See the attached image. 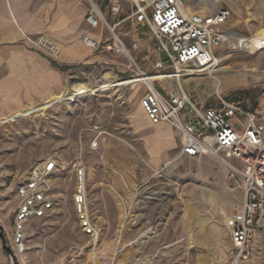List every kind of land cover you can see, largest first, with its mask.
<instances>
[{
  "label": "rangeland",
  "instance_id": "374dc122",
  "mask_svg": "<svg viewBox=\"0 0 264 264\" xmlns=\"http://www.w3.org/2000/svg\"><path fill=\"white\" fill-rule=\"evenodd\" d=\"M95 1L111 24L129 12L126 5L120 16L113 17L108 7L115 0ZM198 1L187 4L198 10L212 8ZM221 5L231 10L224 30L264 35V0H219L216 6ZM115 33L126 46L139 43L132 55L143 71L158 72L157 61L164 55L147 27L128 18ZM105 39L110 33L104 28L101 45ZM91 51L86 62L70 66L65 88L57 97L25 106L18 112L21 117L11 113L1 118L5 122L0 123V224L7 243L17 185L38 163L47 158L56 162L51 180L54 210L32 221L27 249L18 264H100L110 261L120 248L128 259L135 250L141 256L163 249L170 253H157V263L188 264L199 258V264H229V230L239 216L242 192L230 190L226 168L211 155L181 156L180 147L162 154L160 140L175 144L173 134L167 124L149 125L139 105L143 86H127L132 81L124 79L133 75L126 68L127 59L100 47ZM94 56L99 59L90 60ZM223 57H227L223 64L233 70L256 67V77L248 71L244 79L229 78L217 90L212 83L218 78L188 76L181 80L182 87L198 105H215L219 95L255 110L261 104L258 76L264 67V49L254 54L231 50ZM109 70L122 79L109 92H101L98 85L110 83ZM73 81L89 83L90 95L57 100ZM77 162L85 166L89 210L100 230L94 241L82 233L73 207ZM139 234V240L147 239L145 245L133 241ZM241 264H264V242H258L251 259Z\"/></svg>",
  "mask_w": 264,
  "mask_h": 264
},
{
  "label": "built area",
  "instance_id": "2783aa9c",
  "mask_svg": "<svg viewBox=\"0 0 264 264\" xmlns=\"http://www.w3.org/2000/svg\"><path fill=\"white\" fill-rule=\"evenodd\" d=\"M75 1L84 7L88 27L102 28L99 40L84 34L82 43L90 49L100 47L123 55L132 76L145 78L140 81L143 93L139 105L149 123L167 124L174 129L181 156L211 155L226 168L230 190L242 192L239 216L229 230V264L249 261L255 245L264 242V67L258 76L261 104L255 110L245 109L239 102L219 95L215 105H198L181 84L184 77L196 76L199 70H215L227 52L244 51L245 47L232 36V31L224 30L231 16L230 8L221 5L198 10L190 7L187 0H115L108 7L111 16H120L126 5L129 12L125 19L111 24L95 0ZM128 18L149 29L157 49L164 55L163 60L157 61V73L167 77L149 81L132 55L139 50V43L133 41L126 46L115 33V28ZM104 28L110 39L103 40L101 45ZM25 40L48 59L62 62V46L56 40L45 34L28 35ZM166 68L170 72L164 71ZM55 171V160L47 158L16 187L17 203L10 220L8 245L18 261L27 249L26 234L32 221L46 218L54 210L51 180ZM74 171L76 186L72 202L78 225L85 236L97 240L100 230L89 210L85 166L77 162ZM129 213H126L128 217ZM100 264H112V259L102 260Z\"/></svg>",
  "mask_w": 264,
  "mask_h": 264
},
{
  "label": "crops",
  "instance_id": "0c3cea01",
  "mask_svg": "<svg viewBox=\"0 0 264 264\" xmlns=\"http://www.w3.org/2000/svg\"><path fill=\"white\" fill-rule=\"evenodd\" d=\"M37 34H45L61 44L62 62L48 59L27 44L25 36ZM84 34L98 40L102 31L100 27H88L85 9L75 0H0V118L21 112L29 104L57 97L54 95L65 88L66 78L70 76L65 73L70 70V66L86 62L92 54L91 49L82 43ZM96 59L99 57L94 56L90 60ZM149 125L155 128L163 124ZM167 126L175 144L166 138L161 139L159 146L162 154L180 147L177 133ZM157 160L155 155L153 161ZM139 236L133 241L140 246L145 245L147 239L139 240ZM135 251L132 252V258L128 259L123 248L116 250V254L113 252L110 257L112 264H163L155 260L157 253H170V250L157 249L148 254L142 252L140 256V252L137 250L135 254ZM0 264H11L1 238ZM188 264H199V258Z\"/></svg>",
  "mask_w": 264,
  "mask_h": 264
},
{
  "label": "bare ground",
  "instance_id": "6f19581e",
  "mask_svg": "<svg viewBox=\"0 0 264 264\" xmlns=\"http://www.w3.org/2000/svg\"><path fill=\"white\" fill-rule=\"evenodd\" d=\"M199 4H202V6H206L207 4H210L212 7H215L216 4L219 2V0H199ZM100 27V26H98ZM232 36L239 40L242 45L245 47L244 51H247L249 54H254L255 52L264 49V35H250V36H244L239 35L237 33L232 32ZM224 56V55H223ZM221 58V61L217 68L215 70H209V71H197L196 75H205V77L208 78H218V80L214 81L212 84L215 87V89H219L222 86L226 85V82L229 80V78H239L244 79L246 72H251L256 77V67L252 69H248L246 67H243L242 70H233L231 66L223 64V60H225L227 57ZM252 67V66H251ZM241 68V67H240ZM258 70V69H257ZM231 75V76H230ZM150 76H154V78L151 80H157L164 77H167L163 73H155V74H147V79L149 80ZM106 77L109 80V84L107 85H98V90L101 92H109L111 89L114 88V84L117 81H121V79H118L117 76L111 71H107ZM251 77V76H250ZM252 78V77H251ZM124 79H129L132 82L129 83L127 86L134 87L136 85H142L140 81L145 80V78H139L138 76H130L126 77ZM236 80V79H235ZM255 80V78H254ZM150 81V80H149ZM234 83V82H233ZM236 84V83H234ZM92 92L91 85L89 83H83L81 81H73L71 82L68 87L66 88L64 94L58 98L57 100H68L70 101L72 98H85L90 95ZM22 113H17L16 117H21ZM5 119L0 118V123H4ZM223 165L222 163H220ZM147 234L146 231L141 234L145 235ZM94 241V240H93Z\"/></svg>",
  "mask_w": 264,
  "mask_h": 264
},
{
  "label": "water",
  "instance_id": "95a60500",
  "mask_svg": "<svg viewBox=\"0 0 264 264\" xmlns=\"http://www.w3.org/2000/svg\"><path fill=\"white\" fill-rule=\"evenodd\" d=\"M0 238L3 240L5 250L7 251V254L10 258L11 264H18L17 259L15 258L14 254L12 253L8 243L5 240V235H4V229L3 226L0 224Z\"/></svg>",
  "mask_w": 264,
  "mask_h": 264
}]
</instances>
